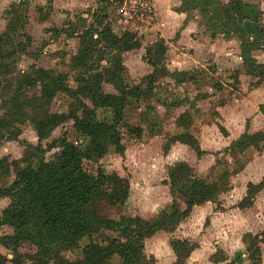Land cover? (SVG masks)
I'll use <instances>...</instances> for the list:
<instances>
[{
	"label": "trees",
	"instance_id": "1",
	"mask_svg": "<svg viewBox=\"0 0 264 264\" xmlns=\"http://www.w3.org/2000/svg\"><path fill=\"white\" fill-rule=\"evenodd\" d=\"M103 7H112L111 17L107 13L95 15V21L77 34L78 48L70 61V68L76 72L75 87L70 86L67 74L37 68L31 65L27 70L15 74V68L8 63L26 53L32 40L26 35L27 18L21 11L24 3L12 4L6 13L7 26L0 34V148L5 142L17 141L20 135L15 125L18 119L30 122L36 133L38 144H28L22 159L14 161V179L0 184V200L7 199V206L0 212V228L12 231L2 241L7 255L0 254V264H155L152 256L144 252L145 238L159 231L172 233L194 206L217 202L218 196L227 189L228 179L243 168L239 163L231 173L222 170L217 181L208 183L197 176L194 169L184 161L167 167L168 186L173 200L169 210L161 211L157 217L144 220L139 216L121 214L118 219L106 215L107 208L125 206L129 198V179L117 173H106L97 168L96 173L87 172L85 161L99 162L112 150L124 156L121 129L140 136L142 128L124 124L127 104L148 101L153 94V84L160 78L172 79L175 85L196 84L200 71L170 72L164 62L167 46L158 39L146 49L145 61L152 71L143 78V83L130 86L126 82L127 70L123 64L124 53L139 50L141 42L131 32L118 35L110 21L119 17L115 5L120 0H97ZM175 12L186 14L198 10L210 28V38L233 37L239 42L240 58L245 74L254 79L251 87L264 83V64L253 57L254 51H264L263 12L245 4L242 0H178ZM112 18V19H111ZM183 22V26L188 22ZM25 37V41L20 38ZM178 37V33L176 34ZM27 42V44H26ZM104 63V65H102ZM195 73V74H194ZM236 71L232 76L233 90L239 85ZM95 76L99 83L111 85L116 94L92 89L88 80ZM213 86V85H212ZM216 88V87H215ZM29 92V93H26ZM194 101L206 98L198 93ZM58 95L70 100H81L68 114L52 113L50 105ZM88 100V106L83 100ZM98 109L109 110L110 120H98ZM182 117V116H180ZM72 122V133L54 144L43 147L51 133L66 122ZM183 133L167 138L163 152L179 143L190 148L197 158L204 152L198 139L190 133L183 118L176 119ZM82 136L86 142L80 146L72 137ZM248 136L242 135L226 148L232 154ZM60 150L52 159L46 153L54 147ZM9 166L5 165L7 171ZM264 186L247 185L246 196L237 205L248 208L256 192ZM179 201L183 202L181 210ZM248 246L249 264H260L258 240L245 236ZM169 246L176 256L174 264H185L196 245L171 239ZM24 249L22 250V248ZM76 252L74 260L65 253ZM217 256L211 258L214 262Z\"/></svg>",
	"mask_w": 264,
	"mask_h": 264
},
{
	"label": "rangeland",
	"instance_id": "2",
	"mask_svg": "<svg viewBox=\"0 0 264 264\" xmlns=\"http://www.w3.org/2000/svg\"><path fill=\"white\" fill-rule=\"evenodd\" d=\"M7 1L3 3L0 0V34L5 30L8 21V11L9 6L17 3H24L21 11L25 14L27 18V24L25 26L26 35H31L32 40L27 44L26 53L20 55L14 61V64H10L11 67L15 68V74L20 71L27 70L31 65L42 68L45 70H51L56 73L67 74L69 77L70 86L75 87V77L76 72L70 68V61L72 56L76 53L78 48V38L73 34L81 33L84 27H88L95 21V15L99 13H107L109 17L113 13L112 7L100 6L94 10V12L89 15L87 19H82L79 16L74 17V22L69 21L67 23V18L63 19L59 17L56 18V12L50 13L54 15L52 20L48 22L45 26H40L39 21L42 17H50L47 15L49 13L47 8L38 10L40 6L33 5L29 0H20L19 2ZM222 3H226V0H218ZM245 4L256 7L259 11L264 13V0H242ZM46 2V0H45ZM180 5V2H179ZM174 7L177 9L179 7ZM90 12V11H89ZM47 15V16H46ZM187 18V15L184 14ZM112 19V18H111ZM188 22H193L197 25L196 34L198 37H210L211 30L204 22L200 12L198 10L190 12L187 18ZM261 23L264 25V14L261 17ZM110 26L114 27V31L121 35L124 32H131L133 35L141 42V48L139 50H134L131 52L124 53L122 56V61L126 67V82L130 86L138 85L143 83V78L146 77L152 71L151 66L148 65L147 61L143 59L145 57L146 49L154 44L155 40L159 39V34L155 35V32L142 33L136 31L134 26H119L115 23V19L110 21ZM155 24V22H153ZM154 26V25H152ZM149 27L147 30H150ZM33 33V34H32ZM220 36V35H219ZM222 37V36H221ZM77 38V39H76ZM187 38V37H186ZM220 37L217 36L216 39ZM235 38V37H233ZM232 39V38H231ZM21 41H25V37L20 38ZM179 37L175 34L165 38L164 41L167 42V53L166 60L164 62L165 66L168 67L170 72H174L178 69L185 71H200V75H196V84L186 83L184 85H175L174 81L169 78H160L156 80L153 84L155 90L151 94L148 101L141 100L139 102H131L127 104L125 110L124 124L130 125L133 128H142V133L140 136L128 133L125 128L121 129L122 144L125 146L124 156L115 154L112 150L99 162L85 161L83 163L84 169L92 174L96 173L97 168L102 169L106 173H117L119 176L126 177L131 183L132 190L130 192L129 198L125 206L120 208H107L106 215L113 219H118L121 214L126 216H138L140 212L138 192L141 191V185L145 186V191L149 193L156 186H158L162 179L166 177L167 174V160L163 158V147L167 142V138L171 135L169 133L168 127L170 124H175L176 119L179 117L186 126L190 127V133H195L198 135L200 146H204L206 149H212L216 153H211L213 159L221 165L220 170H223V166L233 168L237 167V163H243L245 161V155L241 158H233L232 155H228L225 152L224 142L218 140L214 141L213 136L205 133L202 135V130L205 124H209L210 120L213 118L206 117L208 111L213 116L214 107H212L214 101L208 107L207 103L202 104V102L194 101V98L199 92L202 94L204 92H210L211 94L222 93L221 97L231 96L227 92L217 91L216 88L221 87V84L232 85V76L235 70H226L227 66L223 64V49L217 51L220 61L213 62L212 60L207 61L206 57L199 54L195 57V53L192 50L187 49L185 45H179L176 43ZM237 40V39H236ZM239 43V42H238ZM237 43V44H238ZM233 48L232 46H230ZM239 47V44H238ZM222 53V54H221ZM242 62V60H241ZM104 65V63H102ZM241 73H244L243 64L240 65ZM195 74V73H194ZM245 74V73H244ZM253 80L255 78H252ZM89 86L94 90H100L105 93L116 94V91L111 85L99 83L96 81L95 76L93 79L88 80ZM213 85V86H212ZM247 85V82H246ZM251 85V83H249ZM216 87V88H215ZM29 93V92H26ZM216 99V98H215ZM83 100V99H82ZM84 101V100H83ZM81 100H70L64 95H58L52 101L50 105V111L52 113H65L68 114L69 111L75 106L79 105ZM88 106L91 103L88 100L84 101ZM3 113L0 108V115ZM97 119L110 120L111 112L109 110L98 109L96 111ZM182 116V117H180ZM214 121V119H213ZM16 127L20 131V135L17 141L5 142L0 148V184L4 182L10 184L14 179V170L11 166L14 161L22 159L28 144L36 146L38 144L37 136L33 130L32 125L29 121L25 119H18L15 121ZM173 134L183 133L182 127H176ZM216 129V128H214ZM72 133V122H66L60 127L56 128L51 136L43 142V147H47L49 144L56 143L59 139L65 135L69 136ZM204 138H203V137ZM74 141L80 146H84L86 140L82 136L77 138L72 137ZM260 143H264L263 140ZM261 144V145H262ZM187 147V146H186ZM60 150V147H54L52 150L46 153V159H52L54 154ZM249 150V149H248ZM182 159H186L192 164L197 163L201 173L207 179H213L216 175L213 168H207L209 160L203 161L201 164L196 161L195 153L190 149L186 148L185 152L181 154ZM179 159V158H178ZM216 163V164H217ZM5 165L9 166V169L5 170ZM194 166V165H193ZM219 169V166H217ZM216 168V167H215ZM209 169V170H208ZM212 171V172H211ZM215 179V178H214ZM0 203V212L2 211V206L8 203L7 200H2ZM4 208V207H3ZM12 235L11 229L8 227L0 228V253L7 255L8 251L3 247L2 241L5 238H9ZM24 247L22 248V250ZM66 256L74 260L78 254L76 252H67ZM116 259H114L111 264H115ZM10 264V263H7ZM26 264H30L27 262Z\"/></svg>",
	"mask_w": 264,
	"mask_h": 264
},
{
	"label": "crops",
	"instance_id": "3",
	"mask_svg": "<svg viewBox=\"0 0 264 264\" xmlns=\"http://www.w3.org/2000/svg\"><path fill=\"white\" fill-rule=\"evenodd\" d=\"M2 1L3 3L7 1L15 2V0ZM19 1L17 0L16 2ZM29 1L32 6H40L38 9L40 11L48 6L49 13L47 15L56 12L57 20L59 17L66 19L69 16L66 19L67 23L69 21L74 22L73 16L87 19L95 9L101 6L97 0ZM153 5L156 12L155 24H153L154 26L150 30L143 31V34L155 32V35L159 34V39L164 40L172 34L176 36L178 33L179 40L176 43L179 47L185 45L187 49L195 53V57H198L200 54L206 57L207 61H220L217 51L220 49L222 51L223 49V64L227 66L226 70H241L240 65L242 62L238 47L239 43L236 38L229 40L221 36H218L220 37L218 39H211L210 37L197 38L196 34L199 32L197 25L193 22H187L183 26L186 16L175 12V9L173 10L174 7L179 5L178 0H154ZM53 16H44L37 19V21H39L40 26H46ZM116 24L118 25V23ZM77 34L73 35L76 37ZM165 45L167 46L166 41ZM252 57L258 63L264 64V51H254ZM166 68L168 69V67ZM176 71L185 70L178 69ZM239 73V85H237L236 90H233L230 85L224 84L216 88L217 91L221 92L223 90V92H227L231 96L221 97L222 93H219L216 97L215 92L214 94L204 92L206 98L199 101L202 104L207 103L208 107L214 101L212 105L214 107L213 116H211L209 111L208 115H206L208 118L212 117L214 121L213 119H209L210 123L205 124L202 135L207 133L213 136L214 141L224 142L225 150L232 142L240 139L242 135L246 134L248 136L245 143L236 148L232 154L226 153L232 155L233 158L238 156H240L238 158H241L245 155L246 159L242 163L244 166L241 171L229 177L227 189L218 196L217 202H207L194 206L189 215L179 223L172 233L159 231L153 236L145 238L144 252L146 255L153 257L155 264H174L176 262V256L169 246L171 239L185 240L196 245V248L186 259L185 264H249L248 246L245 243V236L247 235L257 238L260 250V264H264V186L256 192L248 208L240 209L237 206L246 196L248 184L256 186L264 182V143H260L261 140L264 141V83L257 88H253L249 85V83L254 82L252 77L240 71ZM174 126L178 127L176 122L173 125L170 124L168 127L171 134L169 137L180 134H173L175 130ZM192 134L199 141L198 135ZM186 148L185 145L175 143L171 145L167 153L163 152V158L167 160V166H171L178 161H184L194 169L197 176L208 183H215L222 172V170L215 171L221 168V165L213 159L214 155H211L212 152L216 153V151L202 146L201 150L204 154L200 158L196 156L195 162L200 164L212 157L209 160L207 168L211 169L214 166V170H212L213 175L217 173L214 177L215 179H207L201 173L197 163L192 164V162L189 163L188 160L182 159L181 154L185 152ZM217 166H219V169ZM235 168H233V165L230 167L223 166V170H227L230 173ZM166 180L167 174L161 183L149 193L145 191V186L141 185V191L139 190L137 196L139 207L142 206L143 208H140L139 217L144 220H151L157 217L161 211L169 210L173 198L170 195L168 186L164 184ZM130 185L131 183H129ZM131 190L132 187L130 186L129 195ZM0 201L3 202L2 200ZM7 204L5 203L2 206V210ZM179 204L181 210L184 209L183 202L179 201ZM215 255L217 256V260L213 262L211 258Z\"/></svg>",
	"mask_w": 264,
	"mask_h": 264
},
{
	"label": "built area",
	"instance_id": "4",
	"mask_svg": "<svg viewBox=\"0 0 264 264\" xmlns=\"http://www.w3.org/2000/svg\"><path fill=\"white\" fill-rule=\"evenodd\" d=\"M153 3L154 0H120L115 5L119 25L134 26L136 31L142 34L156 20Z\"/></svg>",
	"mask_w": 264,
	"mask_h": 264
}]
</instances>
